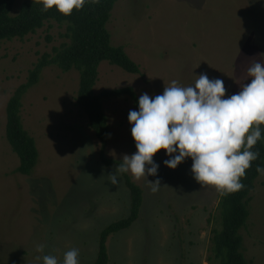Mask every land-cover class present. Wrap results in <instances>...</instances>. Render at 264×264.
Here are the masks:
<instances>
[{
  "label": "rangeland",
  "instance_id": "rangeland-1",
  "mask_svg": "<svg viewBox=\"0 0 264 264\" xmlns=\"http://www.w3.org/2000/svg\"><path fill=\"white\" fill-rule=\"evenodd\" d=\"M25 0L15 3L17 16ZM114 47H123L141 68L130 74L105 61L95 94L132 88L138 98L162 94L173 80L193 86L198 76L222 79L226 97L251 82L247 68L264 64V0H119L107 25ZM66 25L47 22L24 39L0 42V264H43L53 255L79 250L80 264H95L101 232L130 213V192L117 166L101 162V141L77 105L80 74L46 68L23 98L21 117L40 153L30 176L16 172L19 157L7 137V105L44 54L69 42ZM110 133L106 157L122 161L137 151L128 116L129 96L104 98ZM154 157L161 181L152 192L146 177L139 220L108 240L109 264H219L214 232L222 230V196L193 179L192 160L177 169ZM250 217L241 230L248 264H264V175L251 194ZM40 245L43 252L38 251ZM40 257V259H37Z\"/></svg>",
  "mask_w": 264,
  "mask_h": 264
},
{
  "label": "clouds",
  "instance_id": "clouds-1",
  "mask_svg": "<svg viewBox=\"0 0 264 264\" xmlns=\"http://www.w3.org/2000/svg\"><path fill=\"white\" fill-rule=\"evenodd\" d=\"M95 2L33 0L42 3L43 12L56 9L65 17ZM247 75L251 82L227 97L224 81L210 79L207 73L200 74L193 86H179L173 80L162 94H142L138 111L128 116L137 151L123 156L116 171L108 175L110 183L117 185L118 176L125 173L135 180L156 176L160 166L154 157L163 151L168 157L163 163L172 170L191 158L193 179L203 188L212 187L221 196L244 189L241 179L260 156L252 149L261 140L264 125V64L252 63ZM256 171L264 175V167L257 165ZM148 184L153 193L161 187L159 179ZM37 250L43 252L44 246ZM79 255L76 248L68 250L63 264H80ZM43 264H58V259L45 255Z\"/></svg>",
  "mask_w": 264,
  "mask_h": 264
},
{
  "label": "trees",
  "instance_id": "trees-1",
  "mask_svg": "<svg viewBox=\"0 0 264 264\" xmlns=\"http://www.w3.org/2000/svg\"><path fill=\"white\" fill-rule=\"evenodd\" d=\"M18 0H0V42L24 39L37 33L47 22L55 21L66 25L65 38L69 42L54 48L53 54H44L34 69L29 73L28 81L21 85L10 98L7 105L6 137L19 157L20 165L16 172L23 176L32 175L39 162L40 153L36 141L26 131L21 109L27 92L39 83L43 71L50 66H57L64 72L76 70L80 74L77 105L89 120V127L101 141V162L107 167L117 166L122 161L110 160L105 151L110 133L108 117L105 114L102 100L129 96L138 109L139 98L134 89L104 91L95 94L99 79V68L105 61L124 71L139 75L140 66L126 53L123 47H114L107 25L119 0H96L86 3L82 11H74L65 17L56 9L42 11V3L25 0L17 16H12ZM262 138L252 151H259L260 156L253 161L246 177L241 179L245 185L239 192L222 196L220 212L222 230L214 232V261L219 264H248L243 253L241 230L247 225L250 217L249 203L255 190L257 179L261 176L256 171L257 165L264 167V125H261ZM130 192V213L107 226L100 234L99 251L95 264H109L108 240L112 235L129 230L139 220L144 194L141 187L134 183L128 173L122 174Z\"/></svg>",
  "mask_w": 264,
  "mask_h": 264
}]
</instances>
